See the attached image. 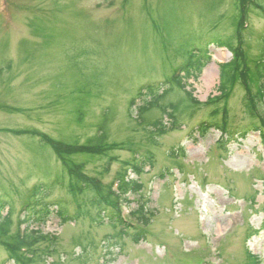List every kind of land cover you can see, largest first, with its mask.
Wrapping results in <instances>:
<instances>
[{
	"label": "rangeland",
	"instance_id": "1",
	"mask_svg": "<svg viewBox=\"0 0 264 264\" xmlns=\"http://www.w3.org/2000/svg\"><path fill=\"white\" fill-rule=\"evenodd\" d=\"M235 4L0 0V204L8 213L0 226L11 221L9 236L0 230V264H15L2 243H14L34 202L56 206L44 225L28 226L48 236L30 247L28 264H264V147L254 131L240 138L256 122L242 110L239 87L205 102L218 96V65L234 59L213 41L236 35L251 58L264 34L256 13L243 29L234 22ZM222 122L224 139L208 127ZM27 131L62 149L102 134L105 149L99 157L55 154ZM148 155L142 173L132 172L135 157ZM61 162L82 166L103 196L127 169L141 185L129 209L148 210L144 222L126 217L136 227L123 230L101 217L91 193L68 192Z\"/></svg>",
	"mask_w": 264,
	"mask_h": 264
},
{
	"label": "trees",
	"instance_id": "2",
	"mask_svg": "<svg viewBox=\"0 0 264 264\" xmlns=\"http://www.w3.org/2000/svg\"><path fill=\"white\" fill-rule=\"evenodd\" d=\"M236 16H234V22H238V25H241L242 18L244 15L252 12L256 13L260 18L264 19V0H236ZM239 32V30H237ZM214 45L219 48L227 49L232 57L234 58L231 62L222 65L220 68L219 74V85L217 87L218 96L209 98L206 102L210 103L212 101L216 102L223 101V99H227L233 87H239L243 91V96L241 99V107L244 111L246 117L252 122L253 120L256 122V125L252 123L249 125L250 128L248 130H244L240 133V138H245V134L248 133L249 130L258 132L260 144L264 147V34L260 37L258 44H257V55L256 57L249 58L247 55H243L242 47L240 39L234 35L227 37L225 39L218 38L213 41ZM192 63H189V65ZM180 80V79H179ZM194 101V100H193ZM225 101V100H224ZM158 122L154 124L157 126ZM216 127L221 129L223 132L222 134H226L229 131H226L225 122H222V125H218L217 123H213L208 125V127ZM207 127V128H208ZM230 134V132H229ZM103 137L100 136L97 140H94L93 143L96 145V153L101 154L105 147L103 145ZM56 153L62 151L61 149H55ZM76 148H69L66 149L65 152L71 154L79 152ZM85 152H92L90 148L84 150ZM151 160L150 157L145 158V162L149 163ZM136 174L141 172L139 168L137 170L134 167L133 170ZM70 172V182L68 185V190L74 194H80L84 192H91L94 193L93 189L100 190L98 184L94 181L85 178L84 176L80 175L77 172L69 171ZM73 174V175H72ZM124 173L120 175L119 182H120V189L123 191H137L140 187L135 180H124ZM93 188V189H92ZM107 194H110V187H107ZM91 204L96 206L100 209L101 212L105 211L106 209L103 208V202L96 197L93 196L91 200ZM116 202L113 199L109 201L108 210V219L112 222H116L119 225H122V221L120 220L119 216L116 212H114L113 206H115ZM4 205H1L2 208ZM108 207V208H109ZM48 211H45L43 222L46 221L48 216ZM107 214V213H106ZM10 222L6 220L4 225L1 227V232L6 235ZM126 227V226H123ZM39 236V235H38ZM31 243H35L36 239H43V237H31ZM18 239L15 234L14 236V243L17 244ZM13 244L6 245L8 248V252L11 257H17V251L13 248ZM19 259V258H18ZM251 259V258H250ZM253 260V259H252ZM255 261V259H254ZM29 262V258L25 259V264Z\"/></svg>",
	"mask_w": 264,
	"mask_h": 264
}]
</instances>
